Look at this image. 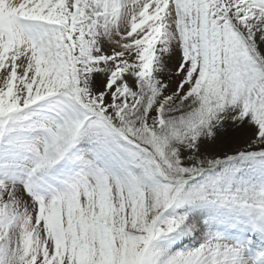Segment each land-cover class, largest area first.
I'll return each mask as SVG.
<instances>
[{
    "label": "snow or ice",
    "instance_id": "obj_1",
    "mask_svg": "<svg viewBox=\"0 0 264 264\" xmlns=\"http://www.w3.org/2000/svg\"><path fill=\"white\" fill-rule=\"evenodd\" d=\"M0 264H264V0H0Z\"/></svg>",
    "mask_w": 264,
    "mask_h": 264
},
{
    "label": "rangeland",
    "instance_id": "obj_2",
    "mask_svg": "<svg viewBox=\"0 0 264 264\" xmlns=\"http://www.w3.org/2000/svg\"><path fill=\"white\" fill-rule=\"evenodd\" d=\"M129 2H131V0H129ZM176 60H177V57H173V59L169 62L167 69L164 73V77H163L164 79L167 80L171 78L173 81L178 79L172 76L171 71H170V69H173L175 67ZM250 142H251V136H250V133L246 129L233 130L229 128L227 133L225 134V137L223 138V142L218 146L217 150L224 152L223 149L227 146L228 150L226 152H229V154H231L235 152L237 149L245 148L246 145ZM232 146H235V147L232 148Z\"/></svg>",
    "mask_w": 264,
    "mask_h": 264
},
{
    "label": "bare ground",
    "instance_id": "obj_3",
    "mask_svg": "<svg viewBox=\"0 0 264 264\" xmlns=\"http://www.w3.org/2000/svg\"><path fill=\"white\" fill-rule=\"evenodd\" d=\"M114 39H119V37H115ZM117 50H119V49H117ZM235 145V144H234ZM229 146V145H228ZM235 146H232V148H234ZM228 150V148H227V146L223 149V151H227Z\"/></svg>",
    "mask_w": 264,
    "mask_h": 264
}]
</instances>
